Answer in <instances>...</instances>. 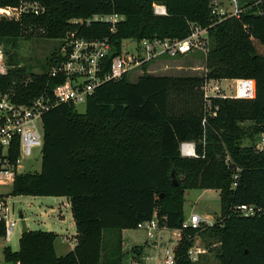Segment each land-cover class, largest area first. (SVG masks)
<instances>
[{
  "label": "trees",
  "instance_id": "1",
  "mask_svg": "<svg viewBox=\"0 0 264 264\" xmlns=\"http://www.w3.org/2000/svg\"><path fill=\"white\" fill-rule=\"evenodd\" d=\"M42 1L47 10L41 15L0 17L1 44L13 47L19 37L33 35L63 43L72 32L87 39L108 37L112 45L109 63L126 39L183 40L199 27L206 31L208 41L207 73L146 72L132 82L127 72L96 88L84 112L72 103L46 112L41 170L16 173L13 192L67 197L77 243L59 256L56 232L29 229L22 233L18 250L5 247L8 261L123 264L121 238L119 251L103 259L104 230L135 229L154 217L162 227L179 229L185 219V191L217 189L219 216L212 225L183 230L178 248L181 260L193 264L186 258L187 249L196 236L205 234L210 245L219 243L216 264H264V147L257 146L264 132V0L240 4L239 15L213 14L212 0ZM18 3L0 0V8ZM156 4L164 5L167 13L156 14ZM103 14H119L124 19L114 31L108 22L87 21ZM60 47L38 73L15 64L9 55L10 68L0 75V91L13 89L19 103H29L45 89L51 91L64 81L49 75ZM222 79L254 80L255 95L213 96L208 107L205 84ZM184 141L195 142L197 156L181 154ZM174 167L178 186L171 178ZM245 205L261 212L242 215L238 206Z\"/></svg>",
  "mask_w": 264,
  "mask_h": 264
},
{
  "label": "built area",
  "instance_id": "2",
  "mask_svg": "<svg viewBox=\"0 0 264 264\" xmlns=\"http://www.w3.org/2000/svg\"><path fill=\"white\" fill-rule=\"evenodd\" d=\"M212 0L213 14L239 15L240 9L238 0H229L234 3L235 8L232 11L221 8ZM0 14H14L17 18L31 15H41L47 10V5L42 0H19L18 5L12 7L0 8ZM156 14H166L164 5H155ZM124 17L119 14L96 15L91 20L108 22L111 24V31H114L116 24ZM78 22V21H76ZM205 30L194 27L193 32L185 39H142L134 40L136 42L133 50H121L115 54L108 63V56L111 53L112 45L108 37L103 39H87L77 37L74 32L63 39L58 56L53 62L49 75L52 77H62L63 82L57 84L51 91L45 89L44 92L29 103H19L15 101V92L0 91V185L4 184L12 176L14 182L21 160L31 157L34 148L43 147L44 129L43 116L46 112L60 104H86L96 88L109 80H119L125 73L141 67L145 62L158 58L160 55L176 56L189 53L195 49L208 50L207 37L201 36ZM10 66L7 65L5 51L0 43V75L7 74ZM244 82V79H241ZM210 81V80H209ZM206 82L204 90L207 106H211L213 96H223L222 88L216 84L210 86ZM216 81V80H211ZM212 89L213 93L209 90ZM206 119H204V122ZM262 147H264V132L260 136ZM181 154L185 157L197 156L196 144L193 141H184L181 143ZM242 215L250 216L261 212V209L254 205L238 206ZM21 222L19 216L14 217V208L8 205L7 198L0 194V223L3 224V233L0 234V264H21L19 261L9 262L5 247L9 246L15 232L17 224ZM202 226V218L199 214L193 213L188 219H184L179 228L182 232L185 229H198ZM138 228L146 229L149 237L154 236V231L162 227L160 219L154 217L138 223ZM194 243L187 249L186 258L190 263L203 264L202 256L207 253V249L198 244L194 238ZM165 251L163 264H185L178 248Z\"/></svg>",
  "mask_w": 264,
  "mask_h": 264
},
{
  "label": "rangeland",
  "instance_id": "3",
  "mask_svg": "<svg viewBox=\"0 0 264 264\" xmlns=\"http://www.w3.org/2000/svg\"><path fill=\"white\" fill-rule=\"evenodd\" d=\"M243 6L248 1L239 0ZM219 7L232 11L234 3L229 0H219L216 2ZM0 12H2L0 10ZM8 13L0 14V17L7 16ZM26 32V31H25ZM29 32V31H28ZM201 36L206 37V31L201 32ZM61 40L50 39L45 36H21L16 39V43L11 47L10 43L2 44L9 62V55L13 62L26 67L34 72H41L46 66L49 56L60 47ZM136 42L133 39L123 41L122 50H133ZM206 52L195 49L189 53L169 56L163 55L159 58L147 62L146 67H139L128 72L130 81L137 79L148 72L155 75L171 76H204L207 73L205 66ZM210 86L214 84L222 88L224 96L253 97L254 80L241 81L240 79H222L219 81H209ZM213 93V90H209ZM77 109L85 111V104L79 103ZM261 136V134H260ZM244 144H249V140H244ZM258 148L262 146L260 138L257 140ZM42 152L41 148L33 149V154L29 158L21 160L18 172H36L41 170ZM9 178L7 182L0 185V194L7 198L8 205L14 208V217L18 216L22 210L30 230L53 231L58 234L55 240L56 253L61 256L71 251L76 243L77 229L71 211V204L65 196L52 195H18L13 192V180ZM185 219L193 213H197L202 218V226L212 225L221 211L220 191L217 189H187L185 191ZM180 229H170L168 227L158 228L154 231V236L149 237L146 229H106L103 232V259L107 255H112L121 251L123 264H163L165 251L174 249L180 240ZM22 236V224L19 221L12 235L11 241L6 242L13 250L19 249L20 238ZM198 244L208 251L202 256L201 262L206 264H216L215 250L219 243L209 244V238L205 234H199ZM121 238V247L118 249V239Z\"/></svg>",
  "mask_w": 264,
  "mask_h": 264
},
{
  "label": "water",
  "instance_id": "4",
  "mask_svg": "<svg viewBox=\"0 0 264 264\" xmlns=\"http://www.w3.org/2000/svg\"><path fill=\"white\" fill-rule=\"evenodd\" d=\"M171 178H172V182L175 186H178L179 182H178V179H177V174H176V168L174 167L171 171ZM19 216L21 218V224H22V233H26L29 231V228L27 226V223H26V219H25V216H24V213L22 210H19Z\"/></svg>",
  "mask_w": 264,
  "mask_h": 264
},
{
  "label": "crops",
  "instance_id": "5",
  "mask_svg": "<svg viewBox=\"0 0 264 264\" xmlns=\"http://www.w3.org/2000/svg\"><path fill=\"white\" fill-rule=\"evenodd\" d=\"M163 55H165V54H163ZM163 55H160V56H163ZM160 56H159V57H160ZM159 57H158V58H159ZM240 80H241V79H240ZM241 81H242V80H241ZM244 81H246V80H244ZM254 93H255V86H254ZM259 148H262V146L259 147Z\"/></svg>",
  "mask_w": 264,
  "mask_h": 264
}]
</instances>
